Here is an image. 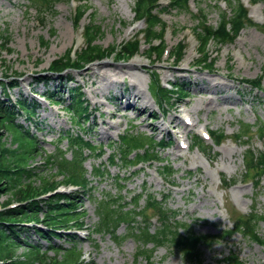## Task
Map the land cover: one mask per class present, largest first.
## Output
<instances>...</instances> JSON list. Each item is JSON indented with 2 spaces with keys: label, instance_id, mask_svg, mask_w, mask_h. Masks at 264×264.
Here are the masks:
<instances>
[{
  "label": "rangeland",
  "instance_id": "obj_1",
  "mask_svg": "<svg viewBox=\"0 0 264 264\" xmlns=\"http://www.w3.org/2000/svg\"><path fill=\"white\" fill-rule=\"evenodd\" d=\"M226 1L228 4L233 2ZM160 2L162 8H168L167 12L161 15L167 24L164 40L168 51L158 60L155 56L148 58L146 55L148 45L139 31L144 30L146 25L142 21H136L135 0H81V2L61 0L54 10L44 14V22L37 12L38 6L28 7L29 3L26 0H0V99H6L7 92L14 102L19 98L32 101L30 99L32 95L29 93H35L37 97L34 98L39 102L34 126L21 113L17 119L21 124L27 123L31 128L34 127L40 141L41 150L36 159L30 161V167H34L42 176L63 179L62 176H56L58 166L47 164L46 161L48 155H53L56 159L59 149L66 152L67 158L72 157L73 153L69 150L70 142L62 138V135L72 132L73 129L92 139V143L98 148L106 146L104 156L85 163L89 171H92L93 165L107 164L113 149L117 148L116 142L128 132L137 133L146 139L159 141L166 138L173 142L172 145L159 149V161L140 164L136 171L134 169L127 171L120 163L110 166L109 172H105L103 177L90 176L94 181V189L84 194L80 210L87 212L83 221L89 229L91 228L92 236L88 237L89 231H85L80 237L81 240L77 242L79 250L83 252V264L135 263L138 250L136 239L130 237L119 244L108 234L94 232L99 221L98 200L107 194H122L128 201L131 196L145 189L155 193L159 199L166 195V207L176 211L181 222L191 225L196 232L204 235H221L232 229L230 217L236 211L248 215L255 209L258 214L264 215V175L259 186L253 184L251 178L254 171L246 173L244 160V153L248 148L258 155L264 152L263 140L259 138L257 130L258 126L264 123V91L261 90V88L264 90V2L256 4L262 6L260 11L262 19L259 20L252 10L255 5L247 3L256 25L246 26L235 42L223 45H217L215 42L209 44L208 54L216 59L211 71L196 65L200 55L197 51L198 41L193 35L198 26L195 16L207 14L209 22L217 25L221 13L228 9L225 0H192L189 12L169 8L167 0ZM78 3L87 4L89 9L76 25L74 15ZM93 22L101 25L103 29L97 40L98 44L105 48L115 46L121 52L120 47L123 44L139 37L140 51L133 58L125 60L118 59L114 53L87 64L82 70L64 71L59 78L48 71L51 64L68 50L74 47L80 53L85 48L87 43L86 39L84 40V27ZM6 32L9 36L8 45H4ZM42 39L48 41L47 44H43ZM181 42L187 45L186 55L175 65L170 52ZM133 62H138L147 70H143V67L130 70L128 66ZM103 63L111 65L108 72L114 80L96 78V86H93L89 69ZM179 67L183 71H175V68ZM152 71L160 74L165 85L173 80L188 82V96L179 99L175 97L174 104L166 105L167 112L164 115L149 91ZM67 76H71L74 82L69 81L63 87H59V79ZM47 77H52L54 81L44 82L41 79ZM259 78L260 91L245 85L244 81L252 83ZM12 80L17 81L16 87H10L7 91L3 89L1 82ZM74 85L83 88L85 98L93 110L87 124L88 129L84 132L75 122V117L68 113L65 104L60 103L64 99L69 100L68 88ZM56 88L60 90L56 92L60 93L62 100H59L61 98L59 95L55 97L56 101L43 98L44 94L47 95V90ZM99 88L100 94L94 92ZM206 88H212L214 92L204 91ZM136 93H139L137 102L133 101L136 105L133 103L134 105L126 108L127 99H121V96ZM207 97H215L216 102L211 110L205 106L204 100ZM113 112L116 113L115 116H111ZM187 114L193 123L197 120L199 123L187 126L182 119H178V116L185 119ZM244 123L254 125L250 138H237L236 134ZM206 125L211 131L224 130L226 136L221 145L207 139V143L213 146V151L205 154L192 145L194 136L200 134ZM156 126H163L164 130L154 131ZM5 127L20 141H27L25 136L21 138L20 131L14 124ZM180 138H185L186 144H190V147L179 145ZM87 154L95 156L92 152ZM167 161L173 165L175 171L172 177H165L162 174L161 165ZM125 172L127 174L124 178L129 180L126 188H121L118 175H124ZM224 176L227 180L235 181L227 184L222 180ZM39 184L36 180L35 185ZM65 185L60 187L62 191L74 190V187L66 188ZM79 192L83 194L82 191ZM7 199L8 194L0 195V202ZM140 203L143 207L145 200H140ZM152 214L149 212V215L154 217ZM9 221L15 224L22 223L19 218H10ZM159 225L160 223L153 219L152 229ZM127 231L128 228L122 225L118 229V234L123 236ZM258 232L264 238V221L259 223ZM21 240L39 244L42 250L48 252V244L33 231L29 232L26 238L23 235ZM59 241L61 242L56 241L54 244L62 245L64 248L74 245L68 240ZM230 250L239 253L248 264H264V246L251 242L240 233L230 239L218 241L207 250L204 256L205 263L219 264ZM25 252L23 248L18 249L17 255L21 256ZM154 255L155 261L160 264H187L168 246L157 249ZM48 257L53 258V264L57 260L55 251H49Z\"/></svg>",
  "mask_w": 264,
  "mask_h": 264
},
{
  "label": "trees",
  "instance_id": "obj_2",
  "mask_svg": "<svg viewBox=\"0 0 264 264\" xmlns=\"http://www.w3.org/2000/svg\"><path fill=\"white\" fill-rule=\"evenodd\" d=\"M28 7L38 6L37 12L41 15V20L44 22V14L54 10L56 4L61 0H26ZM81 2V0H75ZM85 1V0H82ZM171 7L179 12H189L191 0H169ZM264 0H250L252 3H257ZM231 4V5H230ZM228 4V9L221 13L220 20L217 25L209 22L207 14L202 13L201 16H195L198 22L195 34L199 39L200 47L197 66L205 70H212L216 59H213L208 54V46L211 42H217L218 45L235 42L240 35L242 29L246 26H255V22L250 17V11L243 0H233ZM89 6L85 3L77 5L74 15V23L78 25L81 19L86 15ZM135 14L138 20L146 22V29L142 36L148 44L147 55L151 58L156 56L160 59L167 50V45L164 40L167 31V24L163 21L160 14V0H135ZM95 16V14H94ZM85 38L87 45L77 56H73V49L67 51L56 61L51 64L48 71L60 77L61 73L70 68L83 69L87 64L107 57L108 55L117 54L118 59H131L140 50L141 38L136 37L134 40L123 44L121 52L118 48L112 46L105 48L97 43V40L103 33L101 25L91 23L84 27ZM140 33V34H141ZM4 45H8L9 36L6 32ZM43 44L48 41L42 39ZM74 52V53H73ZM186 54V45L180 43L172 51V57L180 62ZM56 76V77H57ZM49 78V79H48ZM46 78L45 81H54L52 77ZM70 77L61 78L59 87L67 84ZM64 81V82H63ZM58 82V81H57ZM63 82V83H62ZM74 82V79L73 81ZM245 85L258 89L260 87L261 78L255 82L244 81ZM14 83V84H13ZM188 82H178L172 84V89L165 87L157 71H152L149 91L158 103L160 109L166 111V105L173 104L175 96L188 95L189 90L186 88ZM256 85H255V84ZM12 87L17 85L16 81H10ZM3 89L7 91L9 88L8 82H1ZM56 90H47V98L55 100V97L60 95ZM5 93L6 99H0V129H6L5 126L14 124L20 131L21 138L25 136L26 142L20 141L13 136V143L17 144L14 148H7L6 143L2 141V132L0 131V194H8L9 198L2 204L3 209L0 210V263L2 264H53L49 259V251H55L56 262L54 264H83V252L77 246L78 238L76 236H66L65 233H59V230L83 229L87 212L80 210L82 208L81 200L88 191L94 189V178L103 177L105 172H109L110 166L122 164L123 168L131 171L140 164L155 163L159 161L158 156L162 146L167 144V139L158 141L156 139H146L142 135L128 132L122 136L120 141H117V148H114L109 157L107 164L102 166L97 165L92 167V171L86 168L85 163L88 160L94 161L99 156H104L106 147H97L83 133L72 132L63 134L62 138L70 142L69 150L73 153L69 159L65 156L66 152L59 149L56 159L55 156L48 155L47 164L58 166L56 176H62L63 179H52L51 176L40 175L34 167H30V161L36 159L41 150L40 141L35 133H32L29 128L19 122L17 118L21 112L26 113L28 119L36 114V107L39 103L35 100L29 101L26 98H19L17 103H14ZM68 99L59 100L64 103L73 117L75 122L82 132L88 129L87 124L90 122L92 108L85 98V93L80 85L70 86L68 88ZM56 101V100H55ZM32 116V117H31ZM254 125L244 123L240 128L237 138L248 137L252 133ZM258 136L263 140L264 144V123L258 126ZM213 141L216 145H221L224 142V130L213 131ZM60 139L62 141L63 139ZM193 146L201 152L207 153L213 151V146L205 143L200 136L195 135ZM172 143V142H171ZM88 152L94 153L87 154ZM97 155H96V154ZM246 173L254 171L251 182L259 186L264 175V152L256 154L254 150L248 148L244 153ZM162 174L165 177L174 175L173 165L167 161L162 163ZM133 171V172H134ZM132 172V173H133ZM131 173V174H132ZM124 175H118V182L121 188H126L127 180ZM36 180L39 185L36 186ZM222 180L230 184L235 180H227L222 177ZM76 185L83 190V194L77 193H55L48 198H38L45 192L55 190L60 184ZM122 194L111 195L107 194L98 200L97 211L99 214L98 224L95 225L94 232L99 234H108L117 243L120 244L128 238L136 239L138 250L135 256L134 264H160L155 261V251L161 247L168 246L170 250L178 254L187 264H210L205 263V253L211 249L218 241L230 239L235 234L240 233L244 238L251 242L264 246V238L258 232V226L261 221H264V215L258 214L253 209L248 215H243L239 212H234L231 218L232 229L226 230L221 235L200 234L194 230L191 225L181 222L177 218V212L166 207V195H162L159 199L155 193L148 189L141 191L131 196L130 201L125 199ZM16 199L19 206L9 208L11 200ZM144 199L145 204L142 207L140 200ZM152 212L154 217L149 215ZM42 216V217H41ZM10 218H19L20 224L11 223ZM157 219L160 225L152 229L153 219ZM41 223L47 227L46 231H40L34 228V232L48 244V252L42 250L39 244H31L27 240H21L24 234H28L30 230L23 224L26 223ZM126 226L128 231L125 235L118 234V229L121 226ZM26 238V236H25ZM59 240H68L76 242L70 248H64L62 245H55L54 242ZM149 246H152L151 248ZM24 249L26 252L18 256V249ZM219 264H248L244 261L241 255L233 250L220 260Z\"/></svg>",
  "mask_w": 264,
  "mask_h": 264
},
{
  "label": "bare ground",
  "instance_id": "obj_3",
  "mask_svg": "<svg viewBox=\"0 0 264 264\" xmlns=\"http://www.w3.org/2000/svg\"><path fill=\"white\" fill-rule=\"evenodd\" d=\"M262 9V6L261 5H256V6H254V7H252V10H253V12L255 13V15L257 16V18H258V20L259 19H262V16H261V13H260V11H262L261 10ZM253 13V14H254ZM192 62V61H191ZM194 62V61H193ZM152 63V62H151ZM191 64V63H190ZM189 64V65H190ZM176 65V64H175ZM110 67H111V65L110 64H108V63H103V64H100V65H97V66H95V67H91L90 69H89V74L90 75H92V85L93 86H96V78H101V79H106V78H113V80H114V77H111V76H109V72H108V70L110 69ZM139 67H143V70H145L146 68H145V66H143V65H140L138 62H133V63H130V65L128 66V68L130 69V70H134V69H137V68H139ZM168 67V66H167ZM162 68V67H161ZM104 69V70H103ZM164 69V68H163ZM167 69V68H166ZM120 70V69H119ZM147 70V69H146ZM173 70V69H172ZM124 71V70H123ZM175 71H183V70H181L180 69V67L179 68H175ZM137 72V71H136ZM149 72V71H148ZM179 73V72H178ZM191 73V72H190ZM219 73V72H218ZM192 74V73H191ZM211 74V73H210ZM216 74H217V72H216ZM53 75H55V74H53ZM219 75V74H218ZM45 76V75H44ZM113 76V75H112ZM230 76V75H229ZM126 77V76H125ZM132 77H133V75H132ZM190 78V77H189ZM49 79V78H48ZM117 80V79H116ZM128 80V79H127ZM229 80V79H228ZM101 82V81H100ZM124 82V81H123ZM130 82V81H129ZM210 82V81H209ZM99 83V82H98ZM14 84V83H13ZM104 84V83H103ZM119 84V83H118ZM134 84H132V86H133ZM123 86V85H122ZM124 86H125V84H124ZM204 87V86H203ZM215 87V86H214ZM2 88V87H1ZM126 89V88H125ZM204 89V88H203ZM202 89V90H203ZM124 90V89H123ZM199 90V89H198ZM136 91V90H135ZM204 91H208V92H214V90L212 89V88H206V90H204ZM226 91V90H225ZM34 92V91H33ZM94 92H96L97 94H100L101 93V88H99L98 90H95ZM124 92H125V90H124ZM240 92V91H239ZM29 93V92H28ZM133 93V92H132ZM196 93V92H195ZM218 93V92H217ZM222 94V93H221ZM239 94V93H238ZM102 95V94H101ZM144 95V94H143ZM209 95V94H208ZM213 95V94H212ZM211 95V96H212ZM27 97V96H26ZM137 97H139V93H136V94H133V95H129V96H127V95H124L123 94V96H121V99H127V105H126V108H129L130 106H132V104L134 103L135 104V102H137V100H136V98ZM34 98V97H33ZM215 98V97H214ZM213 97H207L205 100H204V102H205V106H206V108H212L214 105H215V99H214ZM220 98V97H219ZM262 99V98H261ZM218 100H220V99H218ZM133 101H135V102H133ZM235 101H237V100H235ZM261 101V100H260ZM222 102V101H221ZM133 104V105H134ZM139 104V103H138ZM234 104V103H233ZM136 105V104H135ZM224 106V105H223ZM254 107V106H253ZM138 108V107H137ZM211 110V109H210ZM125 111V110H124ZM196 113V112H195ZM116 115V113H114L113 112V114L111 115V116H115ZM186 116H189V114H187ZM178 119L180 120V119H182V122H185L186 123V121H185V119H183V118H181V117H179L178 116ZM177 120H171V122H176ZM199 123V120H197L195 123H191V124H187V126H194V125H196V123ZM160 130H164V128H163V126H156V128H154V131H160ZM204 130H207V125L205 126V128H204ZM158 134V133H157ZM180 159V158H179Z\"/></svg>",
  "mask_w": 264,
  "mask_h": 264
},
{
  "label": "built area",
  "instance_id": "obj_4",
  "mask_svg": "<svg viewBox=\"0 0 264 264\" xmlns=\"http://www.w3.org/2000/svg\"><path fill=\"white\" fill-rule=\"evenodd\" d=\"M4 140L7 141L9 146L11 145V137L6 136Z\"/></svg>",
  "mask_w": 264,
  "mask_h": 264
}]
</instances>
